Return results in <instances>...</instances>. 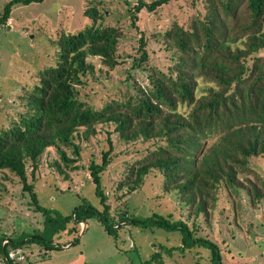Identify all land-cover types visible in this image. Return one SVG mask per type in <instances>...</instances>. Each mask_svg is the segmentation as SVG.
Returning a JSON list of instances; mask_svg holds the SVG:
<instances>
[{"label": "trees", "instance_id": "16d2710c", "mask_svg": "<svg viewBox=\"0 0 264 264\" xmlns=\"http://www.w3.org/2000/svg\"><path fill=\"white\" fill-rule=\"evenodd\" d=\"M42 1H8L0 13V26L7 23L15 6ZM203 1L205 13L199 12L187 26L173 23L161 34L171 53L172 66L166 72L149 69L146 86L136 84L135 94L108 100L100 108L80 98L85 76L94 73V65L87 59H99L107 71L119 66L123 30L103 25L99 21L105 13L91 7L84 11L91 23L57 41L56 62L33 75L29 89L23 88L18 96L24 111L0 129V171H8L18 179L22 191L31 196L37 212L43 215L41 231L19 240L8 239L5 244V237H1L4 264H18L7 259L8 252L30 243L38 242L47 251L69 244L53 245L52 239L43 237L47 231L58 235L66 230L74 245L80 224L85 231L90 219L97 220L115 241L122 224L178 232L181 248L190 241L192 246L209 251L211 264H221L218 247L195 237L183 221L174 222L170 216L158 214L144 218L127 211L114 218L101 184L113 160L112 135L117 134L126 144L147 145L149 152L138 166L128 168L133 176L130 192L156 170L164 189L176 191L196 216L209 215L222 187L230 196L244 191L252 206L264 201V182L249 163L253 158L264 159V0ZM169 2L128 3L130 27L140 34L136 47L140 56L132 57L134 69L148 61L147 40L137 26L139 13H154ZM98 126L113 127L112 131L106 129L107 149L101 152L100 162L91 160L87 169L100 208L84 204L68 217L40 209L33 185L28 183L26 166L34 179L39 159L46 150L53 149L60 160V173L61 166L76 170L80 147L75 140L95 136ZM63 147L72 148L73 157ZM239 175L244 179L240 180ZM176 249L159 248L168 256ZM141 264H163L161 253H153Z\"/></svg>", "mask_w": 264, "mask_h": 264}, {"label": "rangeland", "instance_id": "374dc122", "mask_svg": "<svg viewBox=\"0 0 264 264\" xmlns=\"http://www.w3.org/2000/svg\"><path fill=\"white\" fill-rule=\"evenodd\" d=\"M8 1L0 0V13ZM137 1L43 0L15 6L10 19L0 26V129L6 128L19 112L24 111L18 96L23 88L29 89L33 75L56 62L57 41L91 23L84 16L87 8L97 7L101 13L104 12L105 17L99 22L105 26L120 27L124 38L118 50L122 63L114 70L104 69L97 58L87 59L94 65V73L87 74L84 86L79 88L81 100L100 108L108 100L135 94L136 84L146 86L149 69L166 72L172 66L171 53L161 34L173 23L187 26L199 12L205 13V3L203 0H170L154 13L142 10L137 26L147 40L148 61L141 68L134 69L132 57L140 56L136 52L140 34L130 27L127 10L128 3L135 6ZM142 1L149 3L153 0ZM96 129L95 136L75 140L80 147L76 170L61 166L63 174L60 173L57 168L60 160L53 149L46 150L39 159L34 179L30 176L29 165L26 166L28 183L33 185L40 209L68 217L75 208L84 204L100 208L87 169L91 160L100 162L101 152L107 149L106 129L112 131L113 127L98 126ZM112 140L113 160L103 173L101 184L114 218L121 211L144 218L152 214L170 216L174 222L180 220L186 223L195 237L213 242L220 251L221 264H264V201L252 206L244 191L230 196L222 187L209 215L196 216L176 191L164 189L156 170L150 171L143 184L130 192L133 176L128 168L138 166L148 155L147 145L126 144L117 134L112 135ZM63 149L69 157H73L72 148ZM249 163L260 182H264V159L253 158ZM239 179H244V175H239ZM42 223L43 215L37 212L31 196L22 191L18 179L8 171H0V239L5 237L2 244L8 239L19 240L41 231ZM69 224L72 225L71 222ZM121 226L122 229L116 231L115 241L97 220H87L85 231L80 225L76 237L78 242L74 245L72 236L67 235L66 230L58 235H50L51 232L47 231L43 237L52 239L53 245L69 243L67 247L72 245V248L69 251H47L38 242L30 243L20 248L24 261L19 264H141L156 252L161 253L163 264H211L208 250L192 246L190 241L186 242L185 248H181L182 237L178 232L143 230L127 224ZM160 246L178 249L168 256L159 250ZM1 260L3 254L0 248V264H4Z\"/></svg>", "mask_w": 264, "mask_h": 264}, {"label": "built area", "instance_id": "2783aa9c", "mask_svg": "<svg viewBox=\"0 0 264 264\" xmlns=\"http://www.w3.org/2000/svg\"><path fill=\"white\" fill-rule=\"evenodd\" d=\"M7 259L14 263H19L24 261V254L20 248H16L8 252Z\"/></svg>", "mask_w": 264, "mask_h": 264}, {"label": "crops", "instance_id": "0c3cea01", "mask_svg": "<svg viewBox=\"0 0 264 264\" xmlns=\"http://www.w3.org/2000/svg\"><path fill=\"white\" fill-rule=\"evenodd\" d=\"M80 225H83V224H80ZM68 246V245H67ZM67 246H63V248L62 249H60V250H63V251H69L71 248H72V245H70L69 247H67ZM22 249V248H21ZM54 251H59V250H54ZM25 258H26V256H25ZM19 264V263H18ZM62 264H68L67 262H64V263H62Z\"/></svg>", "mask_w": 264, "mask_h": 264}, {"label": "water", "instance_id": "95a60500", "mask_svg": "<svg viewBox=\"0 0 264 264\" xmlns=\"http://www.w3.org/2000/svg\"><path fill=\"white\" fill-rule=\"evenodd\" d=\"M84 227V226H83ZM84 229V228H83Z\"/></svg>", "mask_w": 264, "mask_h": 264}]
</instances>
